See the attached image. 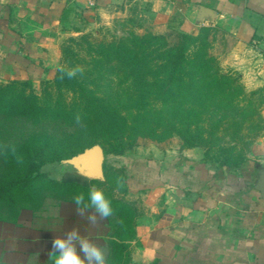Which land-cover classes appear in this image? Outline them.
Wrapping results in <instances>:
<instances>
[{"label": "crops", "instance_id": "1", "mask_svg": "<svg viewBox=\"0 0 264 264\" xmlns=\"http://www.w3.org/2000/svg\"><path fill=\"white\" fill-rule=\"evenodd\" d=\"M131 1L0 0V81L53 79L64 24L80 16H123ZM144 1L182 33L224 28L235 41L233 58L244 61L252 50L253 75L264 81V0ZM200 159L195 150L129 156L121 165H107L125 169L117 182L106 181L105 168L103 179H90L70 164V171L54 177L52 166L44 165L43 178L0 198V264H55L52 240L74 229L102 249L105 264H264V136L237 167L213 168ZM25 172L23 165L0 160V180ZM65 172L87 179V188L51 183ZM92 187L110 200L108 217L91 207L78 211L89 204ZM78 194L85 197L80 206L74 202ZM76 248L83 259L78 242Z\"/></svg>", "mask_w": 264, "mask_h": 264}, {"label": "rangeland", "instance_id": "2", "mask_svg": "<svg viewBox=\"0 0 264 264\" xmlns=\"http://www.w3.org/2000/svg\"><path fill=\"white\" fill-rule=\"evenodd\" d=\"M170 28L173 27L162 22L144 0H132L123 16H80L64 24L58 69L63 75L64 69L67 73L82 69L74 75L77 84L65 82L64 78L0 81V137L6 138L11 133L21 157L48 149L46 167L52 166L54 177H60L64 169H71L66 162L75 156L101 146L98 141L108 143L109 148L126 149L124 155L108 154L107 165L118 166L126 157L154 155L155 151L172 157L195 150L203 161L205 144L190 146L186 142L187 128L202 130L206 139L215 142L216 150L232 147L231 155L242 156L244 162L264 136V81H256L253 75L256 63L252 50L244 61L233 58L235 41L224 28L217 26L215 31H208L209 39L198 41L189 52L194 55L201 48L200 42H206L205 53L216 59L208 66L232 80V92L227 84L211 90L213 99L205 109L194 104V100L186 101L185 94L178 95L179 89L169 94L165 89L137 83L133 76L127 75L124 63L115 57L108 64L101 62L99 44H115L131 35H161ZM204 34L201 31L195 35L200 38ZM149 78L148 81H154ZM216 92L218 96L213 94ZM104 108L118 113L121 119L117 126L102 122L100 112ZM54 113L59 116L53 117ZM71 113L86 114L88 121L78 123L77 116L69 117ZM94 137L98 140H92ZM86 139L94 141L91 146H82ZM2 144L7 148L12 142L0 141V147ZM50 148L59 151L58 162H54L57 156L52 155ZM71 148L76 154L68 157L66 152ZM213 151L210 155L220 157L218 151Z\"/></svg>", "mask_w": 264, "mask_h": 264}, {"label": "trees", "instance_id": "3", "mask_svg": "<svg viewBox=\"0 0 264 264\" xmlns=\"http://www.w3.org/2000/svg\"><path fill=\"white\" fill-rule=\"evenodd\" d=\"M215 28H202L198 32L206 33L200 38L196 33L186 34L178 31L176 28H170L166 33L155 35L152 33H146L145 35H131L130 38L126 40H121L115 44H99L100 47L98 52L100 53L102 59L101 62L108 64L111 58L115 57L121 60L126 66L128 71L127 75L133 76L137 83L146 87V85H151L154 89H165V93H173L175 89L178 90V95H184L186 101L190 102L194 100V104L201 106V109L207 108L208 104L212 101L211 90L215 87L227 86L231 90V78L230 76H223L219 74V70L211 68L209 63L212 65L215 63L216 59L212 55H207L205 53V48L207 47L206 42H200L201 48L195 52L192 56L189 54L191 48L194 47L195 43L202 40H208V31H215ZM110 67V66H109ZM83 75V73H80ZM86 76V75H85ZM73 76L69 78L68 73L64 69L63 73L58 69L55 77L51 80L46 81H58L64 78L65 82L76 85L78 80ZM128 77V76H127ZM151 77L154 79L150 82ZM71 81V82H70ZM223 89V88H222ZM226 89V88H225ZM219 95L218 92L213 93ZM9 111V107L5 112ZM149 113V112H148ZM190 113V112H189ZM69 117L79 116L81 121L87 122L86 114L75 115L71 113ZM100 115H103L100 119L106 125H111L112 127L116 125L119 121L120 116L117 112L112 111L108 108L102 109ZM147 115L143 114V116ZM59 116L58 113H54L53 117ZM188 116V114H187ZM186 116V117H187ZM190 116V115H189ZM188 116V117H189ZM117 126V125H116ZM186 134L189 137L186 142L190 146H203L205 144L206 152L204 153L203 162L206 164H214L215 168L229 167L234 168L241 164L243 158L242 156L231 155L232 147H219L218 150L215 149V142L213 140L206 139L202 133L197 129L196 131H190L189 128L186 129ZM12 137V138H11ZM13 136L7 134L0 137L1 143H10L7 148L2 144L0 147V152L3 153V158L0 159L5 162L6 165L13 166L21 164L26 169L24 174L15 173V175L10 174L4 179L0 180V198L9 195L15 188L21 187V189L27 188L28 182L33 180H38L43 178L44 175L39 173L41 167L46 165V150L32 151L33 154L30 157H21L22 153L20 148L14 147ZM92 140H98V137L92 138ZM91 140L86 139L82 146H91ZM96 142V141H95ZM100 142L105 154L113 155H124L125 148L117 149L115 147H108V143L104 141ZM29 144V142H28ZM83 149V147H81ZM218 151L220 157H213L210 153ZM52 155L57 156L54 162H58L61 156H58L59 151L52 150L50 148ZM20 154V158L13 157V154ZM67 156L75 155V149H68L66 152ZM53 158V157H52ZM217 158V159H216ZM105 176L106 181L117 182L122 181L126 177L125 169L115 170L105 165ZM36 172V176L33 178L32 173ZM95 183L96 181H91ZM54 185L59 187H70L76 184L83 188H87L89 181L80 175L73 172H65L62 180L60 182L52 181Z\"/></svg>", "mask_w": 264, "mask_h": 264}, {"label": "clouds", "instance_id": "4", "mask_svg": "<svg viewBox=\"0 0 264 264\" xmlns=\"http://www.w3.org/2000/svg\"><path fill=\"white\" fill-rule=\"evenodd\" d=\"M77 71H82V69L78 68L68 72L69 78L73 77ZM76 120L79 123L80 117L77 116ZM84 199L83 194H78L74 197V202L77 206H80L83 204ZM88 200V205H85L83 208L78 207L81 215L88 207L94 208L102 217L111 215V202L105 196L102 189L92 187L88 192ZM88 219L94 222L95 216H89ZM76 242L80 245L79 251L83 253V259L77 251ZM49 255L54 258L55 264H85V261H87V264H105L102 249L96 244L91 243L88 239L79 236L75 229L67 233L65 238H54Z\"/></svg>", "mask_w": 264, "mask_h": 264}, {"label": "water", "instance_id": "5", "mask_svg": "<svg viewBox=\"0 0 264 264\" xmlns=\"http://www.w3.org/2000/svg\"><path fill=\"white\" fill-rule=\"evenodd\" d=\"M73 165L78 171L90 179L104 178L105 152L99 145L86 149L83 153L75 156L72 160L66 162ZM262 195L264 196V173L261 184Z\"/></svg>", "mask_w": 264, "mask_h": 264}]
</instances>
